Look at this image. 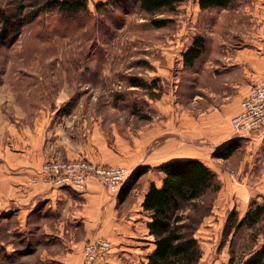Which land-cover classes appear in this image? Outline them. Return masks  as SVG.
Listing matches in <instances>:
<instances>
[{
	"label": "rangeland",
	"instance_id": "1",
	"mask_svg": "<svg viewBox=\"0 0 264 264\" xmlns=\"http://www.w3.org/2000/svg\"><path fill=\"white\" fill-rule=\"evenodd\" d=\"M45 1L0 0V8L10 17L21 16ZM80 1L86 9L76 13L50 8L20 26L13 17L14 24L0 35V141L9 139L10 127H34L38 121L54 129L51 138H70L75 146L97 132L107 142L114 139L116 150L122 148V160L103 165L125 166L128 183L143 170L134 189L148 178L161 182L162 172L152 165L157 158L151 156L168 143L203 159L222 187L229 176L236 186L246 176L247 183L258 180L260 149L246 146L244 134L234 132V115L213 122L210 109L222 106L212 104L214 92L239 77V72L233 76L235 70L221 71L218 64L231 59L221 48L232 51L247 43L244 30L260 21L248 11L264 6V0H233L230 7L208 9H200L198 0H181L153 15L137 0ZM154 17L168 21L155 27ZM196 36L203 38V51L192 65H184L182 54ZM194 129L198 134H191ZM150 130H156L152 140L144 137ZM252 199L264 204V196L242 200L222 188L214 195L210 213L195 231L200 264H225L233 235L237 257L256 239V247L264 241V218L253 228L226 232Z\"/></svg>",
	"mask_w": 264,
	"mask_h": 264
},
{
	"label": "crops",
	"instance_id": "2",
	"mask_svg": "<svg viewBox=\"0 0 264 264\" xmlns=\"http://www.w3.org/2000/svg\"><path fill=\"white\" fill-rule=\"evenodd\" d=\"M248 12L260 21L254 22V29L244 30L242 37L247 43L232 51L227 46L221 48L225 55H231L230 61L218 64L221 71L235 70L233 76L239 72V77L225 81L228 86L221 93L214 92L218 96L215 101L212 98V104L222 106L210 109L214 111L213 122H218L219 116L237 114L241 99L264 76V6L255 4L254 10ZM36 124L29 128L10 127L9 139L0 141V264H83L85 244L100 238L108 239L111 249L94 264H146L154 243L147 227L150 217L141 203L150 183L161 182L148 178L135 189L116 195L95 178L87 180L84 191L55 186L41 175L45 161L86 157L101 164H115L122 160V148L119 152L114 139L107 142L97 132L82 146H75L70 138H51L54 129L39 121ZM218 127L222 130L224 125ZM155 131H148L144 137L152 140ZM191 134L198 132L194 129ZM241 137L248 139L246 146L254 145L261 151L259 179L247 183L246 176L236 186L230 176L228 180L224 177L221 188L236 192L242 200L264 196V129ZM175 144L180 145L177 139ZM182 153L181 146L172 149L170 143L162 144L152 153L151 157L158 161L152 165L174 159H200Z\"/></svg>",
	"mask_w": 264,
	"mask_h": 264
},
{
	"label": "trees",
	"instance_id": "3",
	"mask_svg": "<svg viewBox=\"0 0 264 264\" xmlns=\"http://www.w3.org/2000/svg\"><path fill=\"white\" fill-rule=\"evenodd\" d=\"M142 10L155 14L163 9L171 10L181 0H137ZM233 0H198L200 9L212 7H230ZM55 9L63 13H76L86 9L80 0H46L33 12L26 15L15 14L10 17L0 8V24L3 27L13 25V17L18 19L17 26L23 21L35 17L40 11ZM155 27L164 26L167 18H152ZM204 47L203 38L196 36L192 44L182 54L184 65H192L201 55ZM132 85L140 86V82L132 80ZM161 184L151 182L144 199L142 209L149 214L147 222L149 234L153 236L154 248L148 255L146 264H200L202 251L195 237V231L212 208L214 195L220 190L221 182L217 174L200 159H174L160 166ZM137 170L130 182L121 190L128 192L133 183L142 175ZM264 218V204H257L252 199L250 206L241 218H234L226 232L243 226L255 227ZM235 233V232H234ZM234 235L231 238V249L225 264H264V241L257 247L252 244L239 257L235 254Z\"/></svg>",
	"mask_w": 264,
	"mask_h": 264
},
{
	"label": "built area",
	"instance_id": "4",
	"mask_svg": "<svg viewBox=\"0 0 264 264\" xmlns=\"http://www.w3.org/2000/svg\"><path fill=\"white\" fill-rule=\"evenodd\" d=\"M237 134H250L264 129V76L241 99L240 109L231 118ZM42 177L55 186H69L83 191L87 180L95 178L110 193L116 195L128 183L130 172L122 165H103L87 159L53 158L40 169ZM111 242L100 238L88 241L83 250V264H94L98 257L109 252Z\"/></svg>",
	"mask_w": 264,
	"mask_h": 264
}]
</instances>
